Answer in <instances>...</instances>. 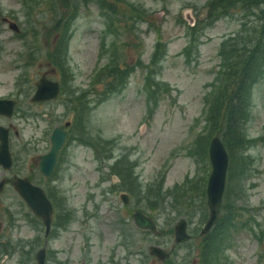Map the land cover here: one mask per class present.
<instances>
[{"label": "rangeland", "instance_id": "rangeland-1", "mask_svg": "<svg viewBox=\"0 0 264 264\" xmlns=\"http://www.w3.org/2000/svg\"><path fill=\"white\" fill-rule=\"evenodd\" d=\"M104 1L0 0V95L19 101L11 120L22 127L4 176L28 172L30 155L48 145L41 138L50 122H71L52 174H32L55 198L49 234L11 183L0 191V264H37L42 247L46 264H264V56L251 75L229 76L259 36L264 0H229L219 17L209 15V0ZM43 71L59 80L60 95L34 105L28 97ZM232 107L240 142L223 134ZM213 135L228 154L220 217L228 207L235 214L201 234ZM123 191L158 232L123 216L131 214ZM181 217L191 236L176 242ZM149 245L169 256L159 259Z\"/></svg>", "mask_w": 264, "mask_h": 264}, {"label": "water", "instance_id": "water-1", "mask_svg": "<svg viewBox=\"0 0 264 264\" xmlns=\"http://www.w3.org/2000/svg\"><path fill=\"white\" fill-rule=\"evenodd\" d=\"M185 12V18L189 22H193L194 18ZM3 20H7L9 27L18 30V25L14 20H10L7 17H2ZM59 90V83L57 80L46 78L42 75L36 82V89L31 96V100H44L52 97H56ZM15 100L13 98H0V113H6L10 115L13 111ZM3 130V131H2ZM2 131V132H1ZM66 137V130L61 127H55L50 135V147L49 149L40 155L39 166L40 171L44 175H49L53 169L58 149L61 147ZM208 157L211 164V170L208 175L206 185V203L208 206V217L205 220L201 233L207 232L209 228L219 218V204L221 202L222 194L225 186L226 170L228 165V154L226 148L218 135H213L208 145ZM11 158L8 150V135L5 132V128H0V163L6 167L10 165ZM14 186L22 198L26 201L28 206L37 216L41 217L45 225V233L47 234L50 228L52 204L46 197L44 190L36 184H33L27 177L15 176ZM2 188V181H0V189ZM121 197L124 201H127V194L121 193ZM134 220L136 224L142 227H147L156 232V223L147 214L141 211L134 213ZM175 241H183L190 237V233L186 230V219L181 217L174 227ZM150 252L165 258L169 255L168 251L159 245H151ZM35 258L38 264H45V249L44 247L37 250Z\"/></svg>", "mask_w": 264, "mask_h": 264}, {"label": "trees", "instance_id": "trees-1", "mask_svg": "<svg viewBox=\"0 0 264 264\" xmlns=\"http://www.w3.org/2000/svg\"><path fill=\"white\" fill-rule=\"evenodd\" d=\"M89 2H99L101 4L102 0H86ZM229 0H209L208 5L209 6V10L208 13L209 15H214L216 17L219 16H223L225 14H227V7L229 6ZM102 5H106V2L103 0ZM221 3H224L222 8L218 10V6L221 5ZM108 8H110V5H107ZM217 8V9H216ZM138 16H140V13L137 14ZM198 22V21H197ZM197 22H195L197 24ZM194 23V24H195ZM253 32H257L259 33V36L257 38V40L255 41V43L250 47L249 50H247V46L245 48L240 49V51L238 53H242L245 50H247L248 52L242 53V58L241 56H239L238 58H236V60H234L233 62L230 63V67L231 70L233 69L234 66H238V70H232L233 72H231L229 74V76H234V73L236 72H241L242 76H247V75H251L253 72L254 67H258L259 65L257 64L258 59H256L257 57L260 56H264V22L261 23L260 27L256 29V27H253ZM257 35V34H256ZM243 44L246 45V42L248 40H250V38H248V35L245 34L243 37ZM255 39V37H254ZM262 46L261 52L259 53V47ZM244 47V46H243ZM264 61V58L261 60V62ZM110 73H114L116 75V79L120 78L121 79V75H122V71L119 68H112L110 69ZM221 75H222V71H221ZM221 75H217L218 77H221ZM123 76V75H122ZM254 76V75H253ZM252 76V77H253ZM236 80V79H235ZM243 80V78H242ZM243 82V81H242ZM213 93V94H212ZM212 96L211 99L215 97V92L212 91ZM212 99V101H213ZM211 100L207 102V106H206V117L207 114L209 112V106L211 105ZM237 115H238V110H235V108L232 107V109L228 112L227 114V118H226V122H225V126H224V131L223 134L225 135L226 133L230 132L232 134V138H237L239 139V142L242 141L241 136L243 135L242 130L243 128L240 126L239 122H237ZM231 139L225 137V145L227 147V149H229L231 147ZM204 192V190H203ZM235 214V207H228L227 208V212L225 216H221L220 219L217 221L216 224L213 225V227H216L217 225L220 224L221 221L224 222H228L229 219H231L233 217V215Z\"/></svg>", "mask_w": 264, "mask_h": 264}, {"label": "flooded vegetation", "instance_id": "flooded-vegetation-1", "mask_svg": "<svg viewBox=\"0 0 264 264\" xmlns=\"http://www.w3.org/2000/svg\"><path fill=\"white\" fill-rule=\"evenodd\" d=\"M41 75H46L47 77H50L48 74H47V72L46 71H43V72H41L40 73V75H39V77L41 76ZM38 77V78H39ZM38 78H37V80H38ZM35 87H36V81L34 82V86H33V89H32V91H31V93H30V95H29V97H28V100H29V103H32V104H34V105H42L43 103H45V102H52V101H55V100H57V97L60 95V92L58 93V96L57 97H55V98H51V99H47V100H41V101H33V100H31V95H32V93H33V91H34V89H35ZM1 96V95H0ZM19 104V101L16 99V105H15V110H14V112L17 110V105ZM21 111H22V114H20L21 113ZM25 111H26V109H23V110H20V112H17L16 113V119H17V123H18V120L19 119H23L24 118V116H23V114L25 113ZM13 112V113H14ZM13 113L11 114V115H7L6 113H0V128L1 127H3L4 126V128H5V132L7 133V135H8V140H9V149H10V153H11V156H12V161H11V165H10V167H5V165L4 164H2V163H0V179H3L4 181H3V189H4V187H6V185L8 184V183H11L12 185H13V188L15 189V186H14V178H15V176L17 175V176H20V177H27L31 182H33V183H35V184H39L40 186H42L41 184H40V182L39 181H37L35 178H33L32 177V174L33 173H35V174H37V175H39V176H43V177H46V175H44V174H42L41 172H40V166H39V160H40V155L42 154V153H44L46 150H48V148L50 147V135H51V131L54 129V127L55 126H60V127H62V128H64L65 130H66V139H65V141H64V143L62 144V146H61V148L59 149V151H58V154H57V157H56V163H55V166H54V168L56 167V164H57V162H58V160H59V156H60V151H61V149L63 148V146L65 145V143L67 142V139H68V135H69V127H70V125H71V122H66V121H69V120H66L63 124H61V122H50V125L46 128V129H48L49 130V132H46V131H44V133H43V137L41 138L43 141H45V142H47L48 141V145H46L45 146V148L44 149H42V151L41 152H39V153H37L36 155H30V157H29V163H28V166H27V169H28V172H25V173H20V171H16V170H14L13 172H12V178H10V177H7V176H4V174H5V172L6 171H9L13 166H14V161H15V155H16V153L14 152V149H13V147H12V144L14 145L15 144V146H16V142H14V138H16V135H20L21 134V131H22V127L21 126H19L18 128H15L14 127V122H12V120L11 119H13ZM3 131V130H2ZM1 131V132H2ZM46 138V139H45ZM34 141L33 140H31V139H28L27 141H26V143H33ZM24 143V142H23ZM33 146H36V145H33ZM18 147L20 148V150H22V149H24L26 152H28V150H29V148L27 147V146H23L22 147V142H18ZM54 170V169H53ZM52 174V173H51ZM50 174V175H51ZM49 175V176H50ZM49 176H47V177H49ZM46 177V178H47ZM43 187V186H42ZM44 188V187H43ZM2 189V190H3ZM1 190V191H2ZM44 190H45V188H44ZM15 191L17 192V190L15 189ZM48 195V194H47ZM49 196V198L51 199V202H55V198L52 196V195H48ZM121 199V198H120ZM121 201H122V203H124L123 204V207L126 209V211L127 210H131V209H129L128 208V202H124L122 199H121ZM24 202V201H23ZM53 204V203H52ZM134 212H135V210L132 208V210H131V214L130 213H127L126 215H123L124 217L126 216L127 217V220L130 218V217H132V220H133V214H134ZM122 220H124V219H122ZM133 222H134V220H133ZM55 226V212H54V210H53V214H52V221H51V227H50V230H49V233L52 231V227H54ZM48 233V234H49ZM129 255V253H127L126 254V256H128Z\"/></svg>", "mask_w": 264, "mask_h": 264}]
</instances>
